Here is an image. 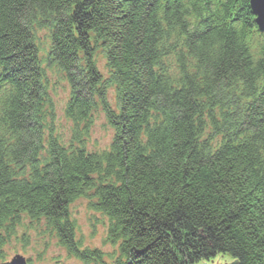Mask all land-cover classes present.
<instances>
[{
  "label": "trees",
  "instance_id": "1",
  "mask_svg": "<svg viewBox=\"0 0 264 264\" xmlns=\"http://www.w3.org/2000/svg\"><path fill=\"white\" fill-rule=\"evenodd\" d=\"M50 74L72 88L68 143ZM110 88L115 109L97 102ZM100 106L114 140L88 152ZM79 199L118 248L84 263L264 264V38L249 0H0V264L26 219L80 252Z\"/></svg>",
  "mask_w": 264,
  "mask_h": 264
},
{
  "label": "rangeland",
  "instance_id": "2",
  "mask_svg": "<svg viewBox=\"0 0 264 264\" xmlns=\"http://www.w3.org/2000/svg\"><path fill=\"white\" fill-rule=\"evenodd\" d=\"M98 68L104 78L107 77L105 62L96 57ZM52 99L56 104L57 125L67 143L70 140L72 125L64 115L69 97L72 96L70 83L63 78L53 77ZM97 102L108 103L113 109L116 107V96L113 89H107ZM99 111L93 115L92 126L84 134V145L88 152H103L110 148L115 136V130L109 125L106 114ZM81 128H83L81 126ZM94 177V175H93ZM92 201L79 199L70 206V217L74 223L75 244L80 252H74L60 245L56 232L45 225V222H31L26 219L16 228L15 236L8 240L2 251L5 260L12 264H95L92 261L84 263L85 258H94L102 263H111L118 256L117 244L109 236V219L91 208ZM20 258L22 263H14ZM230 264L234 260L226 255H219L209 261L195 264Z\"/></svg>",
  "mask_w": 264,
  "mask_h": 264
},
{
  "label": "water",
  "instance_id": "3",
  "mask_svg": "<svg viewBox=\"0 0 264 264\" xmlns=\"http://www.w3.org/2000/svg\"><path fill=\"white\" fill-rule=\"evenodd\" d=\"M14 263H22V259H20V258H17L15 261H14ZM236 263V261H234V262H232V263H230V264H235ZM216 264H221V263H216Z\"/></svg>",
  "mask_w": 264,
  "mask_h": 264
}]
</instances>
